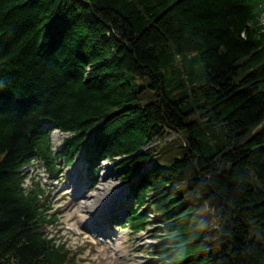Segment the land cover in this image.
<instances>
[{
  "label": "trees",
  "instance_id": "trees-1",
  "mask_svg": "<svg viewBox=\"0 0 264 264\" xmlns=\"http://www.w3.org/2000/svg\"><path fill=\"white\" fill-rule=\"evenodd\" d=\"M263 19L264 0H0V264H81L21 170L78 156L91 186L115 162L124 226L156 225L145 264H264Z\"/></svg>",
  "mask_w": 264,
  "mask_h": 264
},
{
  "label": "rangeland",
  "instance_id": "rangeland-1",
  "mask_svg": "<svg viewBox=\"0 0 264 264\" xmlns=\"http://www.w3.org/2000/svg\"><path fill=\"white\" fill-rule=\"evenodd\" d=\"M47 128L51 130L56 151L67 133L52 129L51 125H47ZM173 138L176 136L165 130L157 142H169ZM105 162L99 167V180L93 187L77 176L79 168L84 170L79 157L74 165L65 166L61 175L53 177H47L40 171V162L26 166L27 186L38 182V176L47 184V202H53V210L58 212L56 224L47 230L52 237L76 250L83 264H145L152 258L149 253L151 245L160 240L151 235L156 225L131 232L128 228L106 223L105 218L120 207L127 186L115 174L112 162ZM150 212L151 218L157 216ZM99 238L104 241H99Z\"/></svg>",
  "mask_w": 264,
  "mask_h": 264
},
{
  "label": "bare ground",
  "instance_id": "bare-ground-1",
  "mask_svg": "<svg viewBox=\"0 0 264 264\" xmlns=\"http://www.w3.org/2000/svg\"><path fill=\"white\" fill-rule=\"evenodd\" d=\"M44 126H46L47 127V123H44ZM60 131V130H59ZM61 132V131H60ZM65 133V132H64ZM105 161H108V162H113V161H110V160H108V159H106V160H104V162ZM106 163V162H105ZM104 163V167L106 168V164ZM99 169V168H98ZM22 170V169H21ZM99 180V179H98ZM98 182V181H97ZM97 182L95 183V185L97 184ZM94 185V186H95Z\"/></svg>",
  "mask_w": 264,
  "mask_h": 264
}]
</instances>
